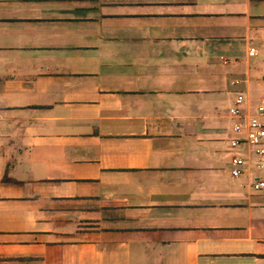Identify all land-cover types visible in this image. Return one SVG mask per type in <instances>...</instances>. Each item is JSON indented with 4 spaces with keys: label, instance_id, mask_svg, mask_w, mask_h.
I'll return each instance as SVG.
<instances>
[{
    "label": "crops",
    "instance_id": "obj_1",
    "mask_svg": "<svg viewBox=\"0 0 264 264\" xmlns=\"http://www.w3.org/2000/svg\"><path fill=\"white\" fill-rule=\"evenodd\" d=\"M240 93L264 0H0V264H264Z\"/></svg>",
    "mask_w": 264,
    "mask_h": 264
},
{
    "label": "built area",
    "instance_id": "obj_2",
    "mask_svg": "<svg viewBox=\"0 0 264 264\" xmlns=\"http://www.w3.org/2000/svg\"><path fill=\"white\" fill-rule=\"evenodd\" d=\"M256 50L251 49L250 56H255ZM246 98L243 94H238L234 105L230 109V115L233 119L232 134L226 143L229 151L232 153V175L240 177L247 171L248 159L239 153L242 146H248L250 152L260 158H264V100H262L255 114H248L245 111ZM254 189L261 191L264 189V181L256 178Z\"/></svg>",
    "mask_w": 264,
    "mask_h": 264
}]
</instances>
